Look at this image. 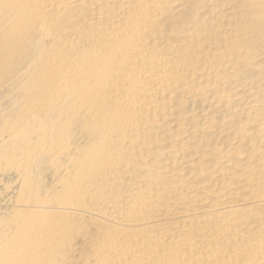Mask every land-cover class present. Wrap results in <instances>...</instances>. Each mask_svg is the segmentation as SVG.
<instances>
[{"label": "bare ground", "instance_id": "1", "mask_svg": "<svg viewBox=\"0 0 264 264\" xmlns=\"http://www.w3.org/2000/svg\"><path fill=\"white\" fill-rule=\"evenodd\" d=\"M0 264H264V0H0Z\"/></svg>", "mask_w": 264, "mask_h": 264}]
</instances>
